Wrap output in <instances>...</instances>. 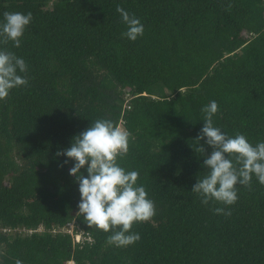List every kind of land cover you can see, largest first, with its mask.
Masks as SVG:
<instances>
[{
    "label": "trees",
    "instance_id": "trees-1",
    "mask_svg": "<svg viewBox=\"0 0 264 264\" xmlns=\"http://www.w3.org/2000/svg\"><path fill=\"white\" fill-rule=\"evenodd\" d=\"M117 9L142 22L136 42ZM7 13L33 19L21 47L0 42L28 67L0 101V264H264V185H238L229 208L191 192L208 172L196 140L211 102L215 127L264 143V0H0ZM97 120L123 125L118 163L155 205L125 248L76 215L57 156Z\"/></svg>",
    "mask_w": 264,
    "mask_h": 264
},
{
    "label": "clouds",
    "instance_id": "clouds-1",
    "mask_svg": "<svg viewBox=\"0 0 264 264\" xmlns=\"http://www.w3.org/2000/svg\"><path fill=\"white\" fill-rule=\"evenodd\" d=\"M117 11L127 29L122 33L123 37L136 42L144 34L142 22L124 9ZM32 19L31 14H5L0 22V42L21 47V39ZM27 71L22 58L0 50V101L5 100L13 89L27 86L28 80L22 75ZM203 112L204 126L196 141L199 144L203 140L211 152L202 165L208 172L197 180L191 192L204 205L215 201L229 208L238 201V185L250 186L253 177L264 185V143L254 147L245 136L229 137L215 127L216 102H211ZM129 140V134L111 121L97 120L74 138L69 149L57 153L58 157H65V166L72 163L69 175L75 178L80 197L76 215L82 217L89 227L112 232L108 243L117 248L136 244L140 236L132 233L133 225L147 223L156 214L155 205L148 199L145 188L138 186L139 173L126 171L118 163L128 154ZM198 150L204 154V148ZM224 208H217L216 214H225ZM77 235L80 239H74L75 242H81L82 236Z\"/></svg>",
    "mask_w": 264,
    "mask_h": 264
},
{
    "label": "rangeland",
    "instance_id": "rangeland-1",
    "mask_svg": "<svg viewBox=\"0 0 264 264\" xmlns=\"http://www.w3.org/2000/svg\"><path fill=\"white\" fill-rule=\"evenodd\" d=\"M49 8H51V5L49 6ZM119 128H122L123 130H125L124 129V127L122 126V125H120V126H118ZM75 228V223L74 222H72L71 224H70V226H69V231H73V229ZM75 240H77V239H80V236L79 235H77V237L75 236V238H74ZM72 264V263H71Z\"/></svg>",
    "mask_w": 264,
    "mask_h": 264
}]
</instances>
